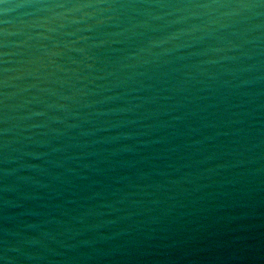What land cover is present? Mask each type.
I'll return each mask as SVG.
<instances>
[{
  "label": "water",
  "instance_id": "1",
  "mask_svg": "<svg viewBox=\"0 0 264 264\" xmlns=\"http://www.w3.org/2000/svg\"><path fill=\"white\" fill-rule=\"evenodd\" d=\"M0 264H264V0H0Z\"/></svg>",
  "mask_w": 264,
  "mask_h": 264
}]
</instances>
